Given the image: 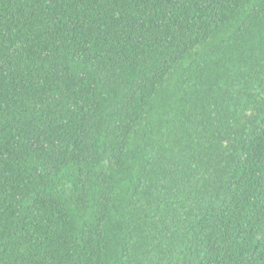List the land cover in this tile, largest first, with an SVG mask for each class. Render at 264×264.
Listing matches in <instances>:
<instances>
[{
  "label": "trees",
  "instance_id": "obj_1",
  "mask_svg": "<svg viewBox=\"0 0 264 264\" xmlns=\"http://www.w3.org/2000/svg\"><path fill=\"white\" fill-rule=\"evenodd\" d=\"M0 264H264V0H0Z\"/></svg>",
  "mask_w": 264,
  "mask_h": 264
}]
</instances>
